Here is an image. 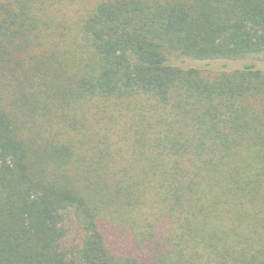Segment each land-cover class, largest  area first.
Listing matches in <instances>:
<instances>
[{
    "label": "trees",
    "instance_id": "obj_1",
    "mask_svg": "<svg viewBox=\"0 0 264 264\" xmlns=\"http://www.w3.org/2000/svg\"><path fill=\"white\" fill-rule=\"evenodd\" d=\"M0 264H264V0H0Z\"/></svg>",
    "mask_w": 264,
    "mask_h": 264
},
{
    "label": "rangeland",
    "instance_id": "obj_2",
    "mask_svg": "<svg viewBox=\"0 0 264 264\" xmlns=\"http://www.w3.org/2000/svg\"><path fill=\"white\" fill-rule=\"evenodd\" d=\"M128 121L126 119H123L122 122H119L117 124H112L111 126H117L115 128V131L109 135L112 141L117 143V145H121L124 147L126 144V140H123L120 144V136L123 132L122 129H120L121 126H124L127 124ZM101 124H104L101 122ZM152 201V200H151ZM147 207H151L150 201L147 202ZM122 211V210H121ZM119 211V212H121ZM64 226L66 228V235L62 241L63 247L67 250H71L73 248H76L77 246H80V243L84 237V231L79 223V221L76 219L74 213L71 211H68L65 213V221Z\"/></svg>",
    "mask_w": 264,
    "mask_h": 264
}]
</instances>
